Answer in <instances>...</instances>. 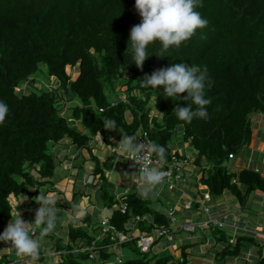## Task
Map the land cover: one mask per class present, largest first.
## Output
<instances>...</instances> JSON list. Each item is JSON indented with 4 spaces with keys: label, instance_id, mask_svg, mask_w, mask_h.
Here are the masks:
<instances>
[{
    "label": "trees",
    "instance_id": "16d2710c",
    "mask_svg": "<svg viewBox=\"0 0 264 264\" xmlns=\"http://www.w3.org/2000/svg\"><path fill=\"white\" fill-rule=\"evenodd\" d=\"M195 10L207 19V25L165 51H161L160 42H153L148 46L152 56L138 69L130 63L131 52L126 51L130 29L140 22L134 0H0V100L9 107L0 124V225L10 221L15 211L9 203L11 195L27 197L25 207L36 209L39 204L34 198L39 190L56 191L50 179L56 167L72 159H57L49 153V144L59 145L68 139L67 146L89 153L98 182L74 188L70 201L54 205L58 211L74 216L78 208L73 206L93 191L95 204L111 210L109 222L120 232H149L154 225L167 227L168 219L149 200L134 192L117 197L100 161L92 154L93 137L99 134L106 145L118 144L119 128L128 134L145 132L149 141L164 145V160L172 154L179 157L173 153L172 144L179 134L180 143L187 142L196 152L190 164L196 172L205 173L201 184L207 188L210 201L230 193L243 203L253 192L264 194L259 172L242 169L231 173L226 165L229 156H239L249 144L252 116L264 115V0H200ZM181 62L186 67L208 69L212 78L211 87L205 90L206 97L211 98L205 106L208 119L177 120L174 108L191 103L185 100L186 92L172 100L157 88L140 86L138 80L146 74ZM39 65L45 67L48 80L57 81L56 87H34ZM67 68L74 70L75 79ZM21 83L28 84L25 91L16 90ZM154 98L157 112L151 104ZM68 103L72 106L63 116L62 109ZM106 118L117 122L116 131L104 128ZM121 203L126 205L124 213L118 208ZM25 217L26 213L23 220ZM67 227L66 242L54 231L41 236L37 230V237L49 239L51 246L40 247L39 256L30 257L38 264H46L53 255L60 256L58 264H98L89 258V248L96 246L94 252L101 264L109 261L111 243L107 238L96 240L98 225L92 233L71 223ZM215 230L218 243L209 249L214 250L212 258L207 250L208 254L196 259L195 264L205 262L206 257L220 264L244 260L255 248L252 264H264L259 239L245 235L231 242L224 230ZM120 247L136 254L127 260L121 258V264L190 263L187 247L181 248L176 260L171 255L148 257L138 250L135 238Z\"/></svg>",
    "mask_w": 264,
    "mask_h": 264
},
{
    "label": "crops",
    "instance_id": "0c3cea01",
    "mask_svg": "<svg viewBox=\"0 0 264 264\" xmlns=\"http://www.w3.org/2000/svg\"><path fill=\"white\" fill-rule=\"evenodd\" d=\"M78 129L83 131V128L80 126ZM251 130V140L249 144L242 149L239 155H244V157H241L242 160H240V158L237 156L238 158L234 157L229 159L226 165L229 172L231 173H237L242 169H251L259 172L260 176L264 179V115L254 114L252 116ZM180 144L181 145L179 146L174 145L173 153H176V155L179 157L182 155L189 157L190 163H192L194 158L193 156L196 152L191 146H189L187 142ZM111 145L112 144L106 145L99 134L93 137L90 143V147H92V154L100 161V167L103 169L104 173L105 163L107 162H110V171L116 172L117 178L115 179V184H111L113 192L117 197L131 192L137 193L140 198L149 200L154 208L161 212L165 217L168 211L172 210L176 217L177 225H182L184 223H195L197 225L194 232L192 233H187L185 231L177 232L174 235V243L171 245L159 240V242L164 243L163 249L161 250L166 251V254L164 255H171L176 260L181 255V248L187 247L186 251L190 253V256H188V258H190L189 264H195L197 262L196 259L201 260V256L207 255V250H209L213 244L218 243V240L216 239L218 235H214V233H216L215 228L224 230L231 242L237 237L245 235H251L257 239L262 237L261 242H259L262 246V251L264 254V194L262 192L256 191L249 194L243 203H240L233 194L225 193L223 196L215 200H209L203 203V205L209 209L208 213H204L202 210L203 205L201 198L207 192V188L201 184V178L205 173L196 172V169L190 164L189 166L191 169L184 173V177L181 182L176 183L172 188L167 186L163 187V189L169 193L168 195L166 194V199H161L160 195L157 193L155 195L150 194L148 197H141L138 194V188H141L142 184H139V175L136 174L137 172L134 169V166L128 161L125 155L118 153L117 148L114 147L115 149H110ZM115 145L118 146V144ZM55 155L57 159H60L62 156H69L72 161L64 163L63 168H61V165H59V168L62 171V176L59 178L58 182L55 183V185L51 186L56 190L55 192H49L53 194V196L60 195L62 193L65 197V200L70 201L74 188H87L90 184L98 182L97 177L93 176L92 172L94 165L89 161V153L86 150H76L75 152H72V148L70 147H60L55 151ZM125 161L131 164V168L125 167L119 170L118 167H121ZM73 163L76 165L75 168H77L78 165L82 167L81 169L78 167V172L76 171L74 173L76 178L72 176L73 174L71 167L74 166ZM86 163L88 165L87 168ZM135 185L138 187L137 189ZM130 189H136L137 192L132 190L130 191ZM94 197L95 194L92 191L87 197H82L77 202V212H82V215H77L76 212L74 216H68L64 211H58L56 228L59 229L56 230L55 228L56 231L54 230V233L57 234L64 242L67 240L68 224L71 223L75 227H83L92 233L94 227L98 225L101 219H103L101 218L98 220L96 219V216H94L93 210L96 208L97 211V207H99L97 204H95ZM65 200H58V202H55V204ZM19 202L20 197L14 198L12 195L9 197V203L11 204L12 208L15 209L13 217L15 216V213L18 212L19 216L23 219V214L26 213L25 219L28 218L30 223L33 222L37 208H26L25 200H22L20 203ZM207 204L212 206L209 207ZM24 208L26 210H24ZM88 215L89 218L85 219L84 217ZM104 218L109 219V217ZM210 218L218 219L219 223L222 224V227H216L207 224ZM9 222L10 221H8L6 224L0 225V232H3L5 226ZM36 232L37 231L34 233V238H37L39 243L41 242V248L45 249L51 246L49 239L37 237ZM30 234H33V230L30 231ZM127 234L132 236L134 239L138 233L136 230H133ZM188 234H191L192 237L188 236ZM211 235H213V239L215 240L212 244ZM178 242H180V246ZM156 244H158V242ZM8 247H10V242L0 241V264H38L30 256L21 255L20 257L15 252L9 251ZM110 248H115L120 254L121 258H123V248L125 247L121 248L120 246H111ZM255 249L248 251L244 260L235 259L230 261L228 264H252L257 255ZM128 251L130 252L131 250L128 249ZM209 253H211L209 255L212 258L211 255L214 253V250H209ZM14 254L17 255L15 257L19 256V258H16L17 260H15V262ZM59 260V255H53L46 262V264H58ZM197 264H199V262ZM200 264L220 263L215 261L213 262L212 260L210 261V258L206 257V261Z\"/></svg>",
    "mask_w": 264,
    "mask_h": 264
},
{
    "label": "clouds",
    "instance_id": "9594fccd",
    "mask_svg": "<svg viewBox=\"0 0 264 264\" xmlns=\"http://www.w3.org/2000/svg\"><path fill=\"white\" fill-rule=\"evenodd\" d=\"M199 3L200 0H134V9L140 17V22L132 26L127 40L126 51L131 52L130 63H134L140 69L142 62L152 56L148 52V46L153 42H160L161 51H165L170 46H179L181 42L192 37L197 29L204 28L208 21L201 16L199 11L195 10ZM123 70L121 66V72ZM138 81L141 87L157 88L172 100L173 98L176 100L178 94L186 92L185 100L188 99L191 103L186 106L177 105L174 108L177 120L191 122L194 117L209 118L205 106L211 103V98L206 97L205 90L206 86L211 87L212 78L206 66L186 67L183 62L176 63L155 70L150 75L146 74ZM154 104L155 98L152 105L153 110L157 112ZM193 105L198 107L194 109ZM8 112V105L0 100V124L4 123ZM103 126L105 129L115 131L118 128L117 122L110 118L103 121ZM177 127L182 129L183 125L178 124ZM119 132L121 133L120 140L115 148L121 155H125L134 162L151 157L152 154L159 157L161 161L165 159L164 145L154 140L138 144L135 143L137 138L135 134H128L123 128H119ZM141 153H143L142 156ZM136 174L141 178L142 187L139 193L141 197L155 195L156 186L163 182L166 175L162 168L156 166H145ZM26 199L27 197L20 196V202ZM34 199L39 204L35 211L34 221L29 223L16 212L14 217L11 216L3 232H0V241L10 242L9 251L36 258L39 256L40 243L34 238L35 230L38 229L41 236L53 232L56 228L58 209L54 206L56 201L51 193L39 190V195ZM73 207H78V205ZM76 214L82 215L83 213L78 211ZM30 226L33 227V234L29 232ZM157 242L159 240L155 241L154 245Z\"/></svg>",
    "mask_w": 264,
    "mask_h": 264
},
{
    "label": "built area",
    "instance_id": "2783aa9c",
    "mask_svg": "<svg viewBox=\"0 0 264 264\" xmlns=\"http://www.w3.org/2000/svg\"><path fill=\"white\" fill-rule=\"evenodd\" d=\"M137 138L135 143H147L149 141L148 136L145 132L139 131L136 134ZM143 153H141V156ZM128 161L134 166V169L138 173L140 169L143 167H160L162 168L166 175L163 179V182L157 186H167L169 188H172L175 186L176 183H179L183 180V175L186 171H189L191 169L190 165V158H180L172 154L169 160L161 161L159 158L155 156V154H152L151 157L140 159L138 162H134L133 160L127 158ZM229 159H232V156H229ZM189 168V169H188ZM233 184H237L236 180H232ZM139 184L141 183V178L139 176ZM210 200L209 193L206 192L203 197L201 198L202 205L203 203ZM121 211V213H124L126 210V205L124 203H121L118 207ZM188 208V207H187ZM202 210L204 213H208L209 209L205 205L202 206ZM167 219L169 220V225L166 226H153L152 229L149 232H137L136 235V247L141 253H149L152 249L155 241L161 240L166 243L172 244L174 243V234L179 231H185L187 233L194 232L196 228L195 223H184L182 225L176 224V217L174 215V212L172 210H169L167 215ZM136 221L139 220L137 217L135 219ZM207 224H210L212 226L216 227H222V224L219 223L218 219H209ZM102 238L109 239L111 246H120L122 243H126L130 241L132 236H129L126 233L120 232L117 230V228L109 222V219L103 218L99 222V229L97 234V239L100 240ZM94 245V243H92ZM96 246H91L89 249V258L96 263H99V259L97 254H95L94 250ZM117 264H121L122 259L121 256H117L116 258Z\"/></svg>",
    "mask_w": 264,
    "mask_h": 264
},
{
    "label": "rangeland",
    "instance_id": "374dc122",
    "mask_svg": "<svg viewBox=\"0 0 264 264\" xmlns=\"http://www.w3.org/2000/svg\"><path fill=\"white\" fill-rule=\"evenodd\" d=\"M66 72L68 73V74H71V77H72V79H75V74H74V70H69V68H67V70H66ZM35 78H36V84L34 85V87L36 88V89H40L42 86H44V85H55L56 83H57V81L55 80H53V78H51L50 80H48L47 78H46V76H45V67L43 66V65H39V70H38V72L36 73V75H35ZM57 86V84L55 85V87ZM28 88V84H26V83H21V85H19L17 88H16V90L17 91H25L26 89ZM152 104V103H151ZM72 106V103H68L67 105H65V107H64V109H62V112H63V116H65V115H67L69 112H67L68 110H69V108ZM65 110H66V112H65ZM65 113V114H64ZM153 113V112H152ZM180 141H181V136L179 135V134H176L174 137H173V140H172V144L173 145H177V146H179V145H181L180 144ZM178 142V143H177ZM67 144H70L69 143V140L68 139H64L63 141H61L60 143H59V145H53V144H49V153H52V154H55V151L57 150V149H59L60 147H70V148H72V152H75L76 151V149L73 147V146H67ZM110 145V144H109ZM117 145H111V147H110V149H113L114 147H116ZM115 149V148H114ZM98 151V150H97ZM56 156V155H55ZM239 158H240V160H242L241 159V157H244V155L242 154L241 156H238ZM237 157V158H238ZM63 166H64V163H62L61 164V168H63ZM87 163H86V168H87ZM109 167H110V162H107V163H105V173H106V176L108 177V181H110V183H112V184H115V179L117 178L116 177V172H113V171H110V169H109ZM131 168V164L129 163V162H127V161H125V163H123L122 164V166L121 167H118L119 168V170L120 169H123V168ZM72 168V174L74 175V173L77 171V168H75V166H73V167H71ZM89 170V169H88ZM87 171V170H86ZM61 169L58 167H56V170L54 171V176H53V178L52 179H50V181H51V183H57L58 182V180H59V178L62 176L61 175ZM72 175V176H73ZM190 183V182H189ZM136 186V185H135ZM76 187H77V185H76ZM163 187L164 186H156V189H155V194L157 193V194H159L160 195V198L162 199V198H164V199H166L167 198V195L169 194L165 189H163ZM138 187L136 186V189H137ZM133 190V189H130V191L132 190V191H135V192H137V190ZM167 189V188H166ZM112 190V192H113V189H111ZM138 194L140 193V190H141V188H138ZM167 194V195H166ZM152 195V194H151ZM54 199H55V201L56 202H58V200L59 201H61V200H65V197H64V195L61 193L60 195H56V196H54ZM209 207H211L212 205H210V204H207ZM24 210H26L25 208H24ZM63 211V210H62ZM61 211V212H62ZM93 212H94V216H96V219H98V220H100L101 218H104V217H109L110 216V214H111V210L110 209H103V210H101L99 207H97V211H96V208L93 210ZM67 215L68 216H72V214H70V213H67ZM25 221H27V222H29V219L27 218V219H24ZM30 223V222H29ZM30 230H29V232L30 231H32L33 230V227H31L30 226V228H29ZM38 229H36L35 231H37ZM188 236H191L192 237V235L191 234H188ZM211 244L215 241L214 239H213V235H211ZM259 238V237H258ZM262 237H260L259 239H260V241L262 240L261 239ZM35 239H37V238H35ZM38 240V239H37ZM41 243V242H40ZM179 243V246H180V242H178ZM163 245H164V243L163 242H158V244H156L155 246H153L152 247V249L150 250V252L148 253V257H153V256H156V257H160V256H163L164 254H166V251H161L162 249H163ZM108 252L109 253H112V256H111V258L109 259V261L107 262V263H105V264H117V262H116V257L117 256H120V254L116 251V249L115 248H109L108 249ZM123 252H124V254H123V259L124 260H127V259H129V258H134V257H136V254H133V253H131V252H129L128 251V248H123ZM15 256H17L16 254H14V262H15V260H17L16 258H19V256L21 257V255H19L18 257H15ZM28 264V263H27ZM98 264H101V262H99Z\"/></svg>",
    "mask_w": 264,
    "mask_h": 264
}]
</instances>
